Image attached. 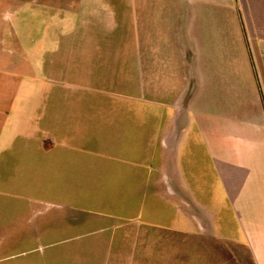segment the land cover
<instances>
[{"label": "crops", "instance_id": "0c3cea01", "mask_svg": "<svg viewBox=\"0 0 264 264\" xmlns=\"http://www.w3.org/2000/svg\"><path fill=\"white\" fill-rule=\"evenodd\" d=\"M38 1L0 0V264L29 245L69 264H264V103L255 92L256 67L264 87V0H229L240 14L234 31L251 50L256 42L262 62L247 66L252 93L239 111L230 105L244 87L237 64L221 61L234 54L220 46L228 34L219 16L200 13L192 22L134 17L122 109L79 110L72 104L83 99L45 95V55L55 64L63 41L76 67L94 36L73 29L29 41L21 13Z\"/></svg>", "mask_w": 264, "mask_h": 264}, {"label": "rangeland", "instance_id": "374dc122", "mask_svg": "<svg viewBox=\"0 0 264 264\" xmlns=\"http://www.w3.org/2000/svg\"><path fill=\"white\" fill-rule=\"evenodd\" d=\"M135 0H39L38 3L30 5L22 11L25 21L21 31H27V39L30 41L39 40L46 41L45 35H55L58 31H72L75 29L78 33H92L94 36L88 41V45L92 48L86 55L84 53L77 54V66L68 65V50L63 41L61 48L56 53L58 59L55 64L50 61L53 55L46 54V68L39 77V88L45 95L68 94L73 98L83 99L82 102H77L74 109L88 111H103L122 109L124 104L123 93L129 88L123 85L124 82H130L132 73L128 69V65L133 61V47L136 45L131 33L134 31L133 19L136 15L142 18L151 15L167 14L169 16L185 15L190 16L192 22L200 13L206 17L219 16L222 20L225 32L228 37L221 39L220 46L222 48H231V52L222 55V62H235L238 67V85L244 84V87L239 86V90L231 93L232 101L231 108L237 111L243 110L249 103L245 102L247 95L251 92L248 81V64L254 62L255 66L261 59L256 57L254 47L256 42L250 40V45L247 44L246 38H241L233 28L234 15L237 14L234 10L233 2L229 0H184L175 2L174 0H139L147 2L148 5L143 7L134 6ZM137 1V0H136ZM211 1V2H210ZM153 3L155 5H153ZM231 5V7L229 6ZM184 8L186 9L184 11ZM71 17L69 22L68 17ZM223 16H227L225 19ZM239 17V16H237ZM231 28L229 31V20ZM239 19V18H238ZM157 21V19H156ZM237 23V22H236ZM155 31L158 33L160 29L159 22H156ZM130 37H127V34ZM231 33V34H229ZM126 34L122 38L120 35ZM246 39V41H245ZM153 47L160 46V39L152 37ZM172 61L175 63L178 59L177 53L173 50ZM168 55V56H170ZM231 56V57H230ZM138 57V54H136ZM157 57V58H156ZM160 57V58H159ZM164 57L156 52L155 58L162 60ZM85 58H87L85 60ZM234 58V59H233ZM83 59V60H82ZM191 53H189V60ZM164 60V59H163ZM141 61H145V56L141 55ZM73 62V61H72ZM74 64V62H73ZM50 67V69L48 68ZM255 69V68H254ZM258 86L256 85L255 92L261 93L264 103V87L261 78V69L256 67L255 70ZM225 104V103H223ZM48 110H52V102L48 104ZM141 108H149V103H145L141 99ZM78 110V111H79ZM206 171L210 172L208 161L206 160ZM217 201L221 204L225 203L226 197L222 188L219 189ZM227 216V215H226ZM25 252L20 253L19 248L11 247L8 261L4 264H69L62 260L54 259V253L49 247L29 245L23 248ZM4 252L7 250L3 248ZM17 250V251H16ZM245 254L238 247L237 259ZM246 261L248 260V257Z\"/></svg>", "mask_w": 264, "mask_h": 264}]
</instances>
